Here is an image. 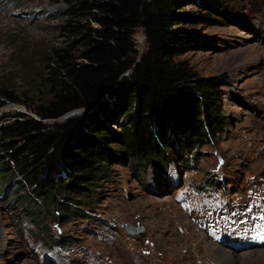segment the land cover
I'll list each match as a JSON object with an SVG mask.
<instances>
[{
  "label": "rangeland",
  "instance_id": "374dc122",
  "mask_svg": "<svg viewBox=\"0 0 264 264\" xmlns=\"http://www.w3.org/2000/svg\"><path fill=\"white\" fill-rule=\"evenodd\" d=\"M219 7L213 23L182 22L206 44L177 58L199 75L226 79L222 136L186 164L172 162L166 172L150 166L142 180L128 160L113 164L104 198L79 203L86 216L68 221L45 215L39 224L0 191V264L264 263L257 257L264 250V0H220ZM66 8L59 0H0V85L18 99L0 107V123L20 109L35 114L29 107L50 96L44 77L53 49L73 38L63 27ZM200 10L187 3L180 12ZM133 37L139 59L143 28ZM123 222L141 223L142 234Z\"/></svg>",
  "mask_w": 264,
  "mask_h": 264
},
{
  "label": "trees",
  "instance_id": "16d2710c",
  "mask_svg": "<svg viewBox=\"0 0 264 264\" xmlns=\"http://www.w3.org/2000/svg\"><path fill=\"white\" fill-rule=\"evenodd\" d=\"M59 1L73 38L53 49L44 77L50 96L29 107L35 116L18 111L0 123V191L39 224L45 215L86 216L78 204L104 198L113 164L128 160L142 180L150 166L166 172L172 162L188 163L229 126L220 98L224 76L199 75L177 58L206 44L182 22H215L220 0ZM187 3L201 10L180 12ZM137 27L146 39L139 59ZM17 100L0 85V107ZM77 108L90 110L47 121Z\"/></svg>",
  "mask_w": 264,
  "mask_h": 264
},
{
  "label": "water",
  "instance_id": "95a60500",
  "mask_svg": "<svg viewBox=\"0 0 264 264\" xmlns=\"http://www.w3.org/2000/svg\"><path fill=\"white\" fill-rule=\"evenodd\" d=\"M78 109L79 108L70 110V111L66 112L65 114H63L62 116H60L57 119H49V120L60 121L61 119H66L69 116H72V115H75V114L79 113V110ZM20 111H23V112H26L27 113V111L25 109L24 110H21L20 109ZM29 114H32V113H29ZM32 115L35 116V114H32ZM122 224L126 227V229H127L128 232H130L132 234L133 233H140V234H142L143 226H142L141 223L140 224H137V225H132V224H130L128 222H123Z\"/></svg>",
  "mask_w": 264,
  "mask_h": 264
},
{
  "label": "bare ground",
  "instance_id": "6f19581e",
  "mask_svg": "<svg viewBox=\"0 0 264 264\" xmlns=\"http://www.w3.org/2000/svg\"><path fill=\"white\" fill-rule=\"evenodd\" d=\"M220 251H222L221 249H220ZM223 253H222V255H223V257L227 260V261H229L230 262V260L231 259H233L234 257H232V256H228L229 254H227V252L226 251H222ZM256 252H258V251H256ZM254 253V252H253ZM258 256V259L259 258H261L262 260H263V262H264V250H260L259 251V253L257 254ZM250 259V258H249ZM252 259V258H251ZM255 259V258H254ZM257 258L255 259V260H258ZM224 260V259H223ZM253 260V259H252ZM264 264V263H263Z\"/></svg>",
  "mask_w": 264,
  "mask_h": 264
}]
</instances>
